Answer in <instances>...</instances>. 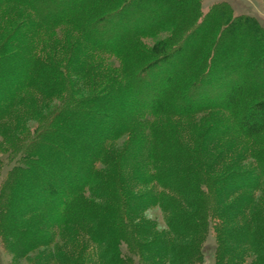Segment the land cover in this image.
Masks as SVG:
<instances>
[{"label": "trees", "instance_id": "16d2710c", "mask_svg": "<svg viewBox=\"0 0 264 264\" xmlns=\"http://www.w3.org/2000/svg\"><path fill=\"white\" fill-rule=\"evenodd\" d=\"M4 9L14 11L15 26L0 40V121L27 91L39 104L31 103L30 124L7 151L16 159L0 193L8 252L24 257L51 244L50 232L66 235L73 226L70 255L59 264L84 263L78 234L99 249L96 264H128L120 244L130 239L143 264H198L209 250L200 240L208 191L218 261L264 264V209L255 208L264 154L260 171H218L200 143L140 133L147 118L222 111L228 120L210 140L263 139L264 27L257 16L227 1L203 11L202 0H0ZM58 33L63 40L51 43ZM144 38L155 42L146 46ZM124 133L131 140L112 152ZM157 157L172 163L141 171V161ZM145 184L151 191L137 194ZM154 206L171 212L166 232L135 223Z\"/></svg>", "mask_w": 264, "mask_h": 264}, {"label": "rangeland", "instance_id": "374dc122", "mask_svg": "<svg viewBox=\"0 0 264 264\" xmlns=\"http://www.w3.org/2000/svg\"><path fill=\"white\" fill-rule=\"evenodd\" d=\"M220 1L229 2L235 12L249 13L251 15L257 16L264 27V0H202V10L207 11L211 5ZM6 9L0 12V40L4 39V37H6L15 26L14 11L11 10L10 12H8ZM17 23L18 22H16V25ZM63 37L64 36L61 33H58L57 36L54 35L51 38V43H53L54 41L63 40ZM164 37L165 34H161L158 39H162ZM141 40L146 46H150L155 42V39L153 40L150 38H144ZM110 62L112 64V69L118 68L119 61L117 59L110 58ZM142 79H144V75L142 76ZM162 79L166 80L169 79V77L165 76ZM145 81L147 82V80ZM143 91L144 90L142 89V93ZM216 92L217 91H214V93ZM142 93L139 98L141 101L145 99L143 98ZM155 95L157 94L155 93ZM206 96H209V94H206ZM36 101L37 100L33 92H25L23 94V101H21V104L17 108H15L9 115H5L3 120L0 121V193L3 192L4 183L6 182L10 174V170L13 168L16 162V159L12 158L13 155L7 152L8 149L13 145V135L23 132V130L29 126L30 120L26 118L27 111L29 110L31 103L39 105L38 101ZM201 102H204V100ZM37 107L40 110L43 109V107ZM227 120L228 115L222 111L201 112L196 116L188 119L178 117H151L147 118V124L144 125L140 133L144 132V134H151L153 131H157L164 135L169 134L176 140H183L186 145L193 148L198 146L200 143L203 147L208 148L204 159L208 162L215 161V167L213 168V170L219 169L220 171L234 170L237 172H247L249 171V169H255V172L260 171V169H262V159L260 160L259 157L260 155L264 154V138L258 140H239L235 136H223L216 141L210 140L213 138L212 133L214 129L216 127H220L223 129L224 126H222V124H224V122H227ZM117 140L118 141H115L113 144H111L114 149V151L112 152L120 153L121 149L126 144V141L131 139L124 133L121 134L119 139ZM254 153H256V159L254 158ZM170 159L171 158L167 157H157L153 161L148 160L147 163H145V161H141L140 165L145 167V169H142L141 171L147 172L148 169L152 168L155 165L163 167L165 165V162L172 163V160ZM202 161L204 162V160ZM149 163L151 164V166L149 165ZM136 189L137 194L146 192L149 193L152 189V184L137 185ZM207 192H205L207 195L206 201L201 209L203 210L204 218L206 219V221H208V224L207 229H205V231L201 233L200 240L201 248H206V250H209L207 252V256L203 259H200L198 264H223L224 261H218V258L222 255V252L220 251L217 255H214V251L217 250L218 237L216 234L217 231L215 226L216 220H213L210 214V211L213 208L212 195L210 196L209 194H207ZM262 194L260 195V193L258 192L256 195V210L264 209V193ZM260 197L262 199H260ZM170 214L171 212L162 210L160 206L150 207L149 209L143 211L139 219L135 220V223L140 226L151 225V227H153V229L155 230L154 232H166V220ZM236 221V224L238 225L242 224L244 219ZM69 229L75 230V227L69 226ZM71 231L68 230L66 235H63V232L61 231L50 232L48 236L53 237V242L51 244L45 247H38L21 258L11 252H8L5 249L4 241L6 239L0 236V264H59V262L57 261L60 259V256L69 257L70 255V245H68L67 242L73 235ZM139 238L143 243L149 240V238L147 237ZM74 239L75 241H77L78 245L80 244L85 249L82 258L84 261L83 264H96L95 255L99 249H96L94 245L88 243L84 236H80L79 234ZM136 240H138V238ZM7 242L11 241L7 239ZM129 242H131V239L129 240ZM129 242H122L120 244V252L122 257H124L125 260L128 259V264H143L142 260L145 258V255H139L135 250L134 242ZM172 242L178 244L182 243L183 241L173 238ZM83 244H85V246ZM74 255H78V253L75 252ZM80 259L81 256L77 261H80ZM155 262L156 264H166L165 259H163V261L158 260ZM144 263L148 264L147 260L146 262L144 261ZM66 264H72V262L66 261ZM149 264L153 263L151 262Z\"/></svg>", "mask_w": 264, "mask_h": 264}]
</instances>
